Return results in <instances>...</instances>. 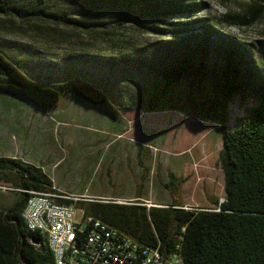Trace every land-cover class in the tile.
<instances>
[{
	"label": "trees",
	"instance_id": "obj_1",
	"mask_svg": "<svg viewBox=\"0 0 264 264\" xmlns=\"http://www.w3.org/2000/svg\"><path fill=\"white\" fill-rule=\"evenodd\" d=\"M65 1L82 3L93 10L104 6L111 10V15L98 12L102 18H110L105 23L97 21L90 25L70 20L75 25L81 23L87 30L106 22L120 27L131 22L136 29L161 39L148 47L128 49L105 59L88 54L72 55L68 59H72L73 66L68 63L77 74L59 68L68 74L57 83L29 78L0 52V90L24 97L45 114L52 112L62 91L108 114L117 115V107L147 112L166 108L181 110L185 116L199 121L214 122L221 130L218 159L225 200L219 203L214 198V208L184 206L174 201L147 207L139 200L140 196L120 203L111 198L85 197L59 199L60 202L73 203L85 214L108 222L144 245H159L166 252L178 251L184 264H264V73H258L252 45L224 33L209 17H191L207 7L204 0ZM263 1L249 0L244 13L232 15L230 22L253 24L264 13ZM0 15H13L22 21L45 20L50 16L69 20L48 12V0H0ZM36 58L31 64L35 73L57 72L52 71L54 63L40 67ZM99 60L133 69L137 76H130L142 97L129 98L124 103L118 101L116 105L110 90L112 82L101 71L98 75L89 72L102 78L98 85L82 79V72L88 71L81 63ZM181 82L186 83L183 94L164 101L162 106L164 88ZM237 103L242 114L234 117L228 127L232 107ZM167 176L164 185L176 194L185 179L177 178L173 172ZM0 177L4 183L19 189L14 191L18 196L12 206L0 210V264H54L46 238L28 229L21 216L31 195L23 189L52 190V179L41 167L9 156H0ZM145 177L143 174L139 188ZM32 239L39 243H33Z\"/></svg>",
	"mask_w": 264,
	"mask_h": 264
},
{
	"label": "rangeland",
	"instance_id": "obj_2",
	"mask_svg": "<svg viewBox=\"0 0 264 264\" xmlns=\"http://www.w3.org/2000/svg\"><path fill=\"white\" fill-rule=\"evenodd\" d=\"M204 1L207 7L191 17H209L224 33L251 44L252 58L257 62L258 73L263 74L264 13L253 24H235L230 22L232 15L244 13L249 0ZM97 8L93 10L78 2L48 0V12L57 13L69 20L50 16L45 20L22 21L13 15H0V52L29 75V78L57 83L65 80L68 74L63 70L77 74L76 69L68 63L70 61L73 66L72 59H68L72 55L88 54L105 59L118 56V53L128 49L148 47L161 39L158 35L136 29L131 22L121 27L112 22L107 25L110 18H102L98 12L105 11L111 15V10L106 6ZM70 20L90 25L97 21L107 22L106 25L99 27L97 24L94 28L89 27L93 30H87L81 23L75 25L73 21L71 24ZM33 54L38 57L40 67L52 62V68H55L52 71L57 72L51 71L53 75L35 73L31 64L37 58ZM101 62L81 63L84 70L88 71L82 72V79L98 85L102 78L92 75H98L101 71L112 82L110 90L116 105L118 101L124 103L129 98L139 100L142 97L132 81V76H137L133 69L122 64L114 66ZM185 84L181 82L164 88V98L159 103L165 106L164 101L183 94ZM117 108V115L108 114L61 91L51 112L62 122L57 128L54 127L56 123L49 118H40L36 113L39 109L27 99L0 90V111L9 109L8 113H16L22 110L24 117L32 118L33 126L47 123L48 127L34 133L37 141L33 148L32 164L41 167L61 191L85 199L111 198L115 202H121L140 196V201L150 205H164L174 201L184 206L216 207L213 199L220 202L224 198L223 173L218 159V152L222 148L219 125L185 116L177 109L160 108L147 112ZM241 114L242 110L237 103L232 107L227 126L230 127L231 120ZM12 120L18 121L15 116H12ZM3 122L0 120V130L7 126ZM21 122L25 123L24 120ZM8 145V139L2 137L0 150L8 148ZM30 145L25 146L30 148ZM12 149L10 147V151ZM43 153H49L50 158L42 155ZM169 172H173L177 178L185 179L176 194H172L164 185L168 181ZM143 174L146 177L139 188ZM80 211L77 208L76 218Z\"/></svg>",
	"mask_w": 264,
	"mask_h": 264
},
{
	"label": "built area",
	"instance_id": "obj_3",
	"mask_svg": "<svg viewBox=\"0 0 264 264\" xmlns=\"http://www.w3.org/2000/svg\"><path fill=\"white\" fill-rule=\"evenodd\" d=\"M17 190L0 182V191ZM23 191L32 196L28 210L22 211L21 216L28 229L46 238L54 264H184L178 251L166 252L159 245H144L108 222L85 214L82 209L76 218V206L60 202L83 199L75 194L54 186L47 191ZM224 200L221 198L220 202Z\"/></svg>",
	"mask_w": 264,
	"mask_h": 264
},
{
	"label": "crops",
	"instance_id": "obj_4",
	"mask_svg": "<svg viewBox=\"0 0 264 264\" xmlns=\"http://www.w3.org/2000/svg\"><path fill=\"white\" fill-rule=\"evenodd\" d=\"M8 110L3 111V109H2L0 111V115L2 116V118L0 116V120H3L4 121L3 123L6 122V125L8 126V127L4 126L2 128V130H0V141H1L2 137H4V138L8 139V142H9L8 148H6L4 150H0V156H9V158H12V157L22 158V159L26 160L27 163H34V160L32 159V157L34 158V156L32 154H33L34 145L37 141L34 138V133L36 134L37 132L41 131L43 127L44 128L48 127V125H47V123L42 122L41 124H37V125L33 126L32 118L30 117L28 119V118L24 117L22 110L17 111L16 113L15 112L11 113V111L8 113ZM36 113H38L40 115V118L45 117V120L47 118H49L50 121L55 122L56 124L54 125V127L57 126V128H58L59 123H62L57 116L52 115L51 113L45 114V113L41 112L40 110H38ZM12 116H15L18 119V121L14 122L12 120ZM21 120H24L25 123L22 124ZM50 128H51V126H50ZM56 133H57V129H56ZM57 142L60 143V140L58 141V139H57ZM28 144H31L30 148H27V146H25ZM10 147L13 148L11 151H10ZM21 147L26 148V149H21ZM31 148H32V150L30 151ZM42 155H47V157L50 158L49 153L48 154L43 153ZM51 161H53V160H51ZM54 164H55V162L53 163V165ZM0 182L4 183L1 180V177H0ZM52 183H53V181H52ZM53 185L56 188L58 187L54 183H53ZM14 193L15 192H11V191H0V210L9 209L12 206V204L14 203V201L16 199V196H18L17 193H15V194ZM159 204H162V203H159ZM166 204H169V203H166Z\"/></svg>",
	"mask_w": 264,
	"mask_h": 264
},
{
	"label": "bare ground",
	"instance_id": "obj_5",
	"mask_svg": "<svg viewBox=\"0 0 264 264\" xmlns=\"http://www.w3.org/2000/svg\"><path fill=\"white\" fill-rule=\"evenodd\" d=\"M29 194H31V195L29 196V198H28V200H27L25 206L23 207V211H27V210H28V207H29V205H30V203H31V196H32V193H29Z\"/></svg>",
	"mask_w": 264,
	"mask_h": 264
},
{
	"label": "water",
	"instance_id": "obj_6",
	"mask_svg": "<svg viewBox=\"0 0 264 264\" xmlns=\"http://www.w3.org/2000/svg\"><path fill=\"white\" fill-rule=\"evenodd\" d=\"M118 203H120V202H118ZM33 243H39V241L37 240V239H32L31 240Z\"/></svg>",
	"mask_w": 264,
	"mask_h": 264
},
{
	"label": "clouds",
	"instance_id": "obj_7",
	"mask_svg": "<svg viewBox=\"0 0 264 264\" xmlns=\"http://www.w3.org/2000/svg\"><path fill=\"white\" fill-rule=\"evenodd\" d=\"M128 201V200H127Z\"/></svg>",
	"mask_w": 264,
	"mask_h": 264
}]
</instances>
